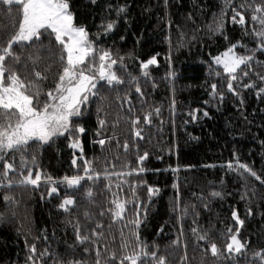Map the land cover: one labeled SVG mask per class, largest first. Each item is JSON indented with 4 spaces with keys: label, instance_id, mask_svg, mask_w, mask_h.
Masks as SVG:
<instances>
[{
    "label": "trees",
    "instance_id": "16d2710c",
    "mask_svg": "<svg viewBox=\"0 0 264 264\" xmlns=\"http://www.w3.org/2000/svg\"><path fill=\"white\" fill-rule=\"evenodd\" d=\"M259 2L97 0L92 4L90 0H70L75 22L87 25L90 34L100 31L98 25L102 18H117L114 10L117 5L127 4V19L121 17L112 33L99 38L90 35L98 48L111 49L113 59L124 58V67L113 66L123 83L101 87L99 95L88 105L90 111L76 121L86 129L80 135L83 158L80 149L69 147L67 136H61L47 144L30 142L25 150L28 166L33 167L31 156L34 155L35 167L59 178L77 174V169L82 173L83 161L87 159L92 161L94 171L102 174L105 171L124 172L126 175L123 180L115 175L110 180L101 175L99 180L83 181L76 189L57 184L59 191L51 196L47 189L52 185L43 182L38 187L0 185V213L3 214L0 217V264H28L29 247L33 243H36L38 253L47 249L46 264L69 260L95 264L96 247L101 250L100 264H105L109 251L120 255L122 244L128 243V251L133 250L134 231L139 233L140 241L148 245L149 251L154 250V245L158 246V256H166L168 264H246L243 257L234 262L226 258L227 253L213 257L210 251H202L192 232L193 228L199 233L209 232L210 239L223 249L224 234L228 228L235 231L233 209L244 221L239 236L248 244V264H254L251 253L264 248V186L248 175L241 176L235 168L229 170L227 162L238 158L264 177V95L257 96L255 88L241 89L234 85L243 98L241 104V97H234L226 89L227 73H223L222 66L214 65L211 58L237 41L240 44L235 51L239 55H246L247 50L256 47L251 30L254 27L258 30L259 25L251 21V12L244 9L246 25L241 26L233 23L231 9L241 10V4ZM15 18V8L11 16L0 10V47L5 46L7 38L13 34ZM220 19L224 24L222 32L213 31ZM120 36L124 40H120ZM41 43L43 50L35 42L14 43L13 51L19 54L20 61L7 57L5 64L22 78L40 84L46 92L54 86L62 65L60 47L54 36L45 33ZM30 54L39 59L33 63L29 60ZM153 55H156L157 63L148 67L149 74L145 76L140 61ZM256 60L261 63L258 65L253 61L249 76L242 83L251 79L260 86L256 73L264 75V54L259 50ZM241 69L248 70L244 66ZM34 70L43 73L47 79L37 80ZM169 72L175 75L170 76ZM216 72H221L222 76L218 77ZM213 83L218 85V91L225 92L222 102L210 96ZM137 84L143 95L136 92ZM98 106L103 109L102 116L107 113L104 118L108 121L99 137L96 135ZM156 108L160 109L159 115L153 111ZM195 109L199 110L198 119L192 120L190 113ZM204 110L209 113L207 117L203 115ZM149 111H153L152 123L148 125L141 121L138 125L141 137H135L130 118L142 117ZM105 136L112 139L101 146L97 141ZM125 141L129 145L127 150L123 147ZM144 151L149 153L143 163L146 171L128 176V171L137 167V156ZM74 154L76 166L71 164ZM16 159L19 169V154ZM177 166L178 170L173 171ZM9 178L20 179L19 172L11 173ZM141 180L147 183L141 185ZM133 181L136 182L134 197ZM109 183L111 189H106L105 185ZM149 184L159 188L150 198ZM88 187L92 188L91 199L85 195ZM213 190L221 192L222 196H212ZM114 193L117 198L127 200L122 219L112 220L107 211L112 207L110 201ZM5 194L18 203L5 202ZM66 195L72 196L75 203L61 209L58 205ZM137 203L141 205L139 209ZM249 208L251 214L247 211ZM101 209H104L103 215ZM86 211L91 214L90 218L85 217ZM137 211L141 224L134 228L130 221ZM77 223L82 235H90L93 228L103 233L97 245L76 241ZM98 223L103 227L98 228ZM181 230L183 235H180ZM178 236L181 244L174 246L172 241ZM185 244L187 262L181 260ZM204 247L207 248L206 243ZM85 248L90 251L84 252ZM108 264H118V261ZM144 264H151V260Z\"/></svg>",
    "mask_w": 264,
    "mask_h": 264
},
{
    "label": "snow or ice",
    "instance_id": "6c2138e0",
    "mask_svg": "<svg viewBox=\"0 0 264 264\" xmlns=\"http://www.w3.org/2000/svg\"><path fill=\"white\" fill-rule=\"evenodd\" d=\"M167 2V0H165ZM232 0H226V3H231ZM90 3L96 4L97 0H90ZM111 7V6H110ZM17 10V18L13 21L14 31L6 40V44L0 47V185L5 187L12 186H34L38 187L42 182L48 185V194L51 196L53 193L59 191L57 184H65L68 189H76L78 186H82L83 181H96L99 180L101 175L105 179L111 178L112 175L117 176L123 180L126 173L116 172L110 173L105 171L103 174L94 171L92 168V161L84 159L82 173L77 169V174L67 175L56 178L50 174H44L39 167H35L36 157L31 156L33 167L28 166V156L25 155V150L30 142H39L41 144L51 143L55 138L61 136H67L69 140V147L73 149H80V156L83 158V147L80 139V135L86 132L83 124L76 121L81 120L85 113L90 111L88 105L93 98L99 95V90L104 86H115L122 84L120 76L113 71V66L119 64L124 67V58L118 57L113 59L112 51L110 48H98L90 35L97 38L101 36H107L112 33L117 27L118 20L123 17L127 19V4H119L116 6L115 13L116 19H104L102 18L98 28L100 31L90 34L85 24H77L75 22V13L72 11L70 0H0V10L11 16L13 9ZM237 8H232L233 15L231 17L233 23H238L241 26L246 25V17L244 9L251 12L250 19L254 23H258L259 29L252 28L251 33L256 41V47L251 48L246 55H239L235 51L240 41L230 44L219 55L213 56L211 59L216 66H222L223 73H227V91L234 97H241V93L237 91L239 86L241 89H256V95H264V75L256 73L260 81V86H257L256 82L249 79L247 83L241 81L249 76L253 61L259 65L261 62L256 60L257 51L264 54V0H260L255 4H241ZM224 13H221L223 16ZM224 28L223 20L220 19L212 28L213 31L222 32ZM47 33L50 37L54 36L56 44L60 47L59 60L61 61L62 71L58 73V78L54 80V86L49 88L46 92L40 84L33 80H26L22 78L15 70H9L5 64L7 57H11L16 62L20 61L18 53L13 51V45L23 42H35L40 44V49L43 50V44L41 43L43 35ZM247 31L245 35H247ZM226 40L227 36L224 37ZM120 40H124L123 36H120ZM39 59L38 56L33 57L29 55V60L35 63ZM98 59V63H97ZM157 63L156 55L149 57L147 60L140 61V68L144 70V75L147 76V71L150 65ZM241 66H244L243 70ZM210 71L212 70V64L209 65ZM168 75H175L169 72ZM218 77L222 76L221 72H216ZM34 76L37 80H46L47 77L40 71L34 70ZM135 80V77L132 78ZM210 96L212 99H219L222 102L225 99V92L218 91V85L216 83L211 84ZM136 92L143 95L139 85L136 86ZM43 97V99H42ZM119 98V97H118ZM101 100L104 98L101 97ZM130 97L128 100L130 101ZM207 104L208 101H205ZM240 103H243L241 97ZM175 106V100L172 102V107ZM103 109L97 107V129L96 135L99 137L101 132L107 127L108 121L101 115ZM132 111V109H129ZM155 115H159L160 109L153 110ZM153 111L144 112L143 116L135 115L130 118L133 133L135 137H141V128L138 125L141 121L144 124L150 125L152 123ZM195 109L190 113L191 119H198ZM203 115L207 117L209 115L207 110L203 111ZM112 137H102L98 139V143L103 146L106 141H110ZM127 150L129 145L125 141L123 145ZM17 154H19V169H17ZM149 153L144 151L142 155L137 156V167L131 168L127 175L131 176L133 173H143L146 169L143 167V163L146 161ZM72 166H76L77 157L74 154ZM185 167H191L186 165ZM179 166L173 171L178 170ZM227 168L233 170L235 168L240 172L241 176L248 175L258 181L264 186V177L259 175L253 167L247 163H242L238 158L236 161H228ZM19 172L20 179L13 180L9 176L13 172ZM26 173V174H25ZM124 183L129 181L124 180ZM146 181H139V184L144 185ZM176 187V185H173ZM119 188L120 185L118 184ZM106 189H111V183L105 185ZM131 188L133 197L135 196L136 182H131ZM159 191L158 187L153 185H147V192L149 198L155 195ZM92 188L88 187L85 191V195L91 199ZM214 197L222 196L219 191L213 190L211 193ZM4 200L7 203H18L8 194L4 195ZM75 200L72 196L66 195L61 203L58 205L61 209H67L68 206L73 205ZM126 199H119L116 194H113V199L110 201L112 207H109L107 211L111 215L112 220L122 219L126 211ZM141 205L136 204V208L139 209ZM186 211V209H185ZM248 213H252V209H247ZM101 215L104 214V209H101ZM14 215V213H13ZM232 217L235 220V231L232 228H228L224 234L226 237V243L223 245V249L218 246L215 240H211L209 232L205 231L199 233L198 229L193 228L192 232L197 236V246L202 251H210L213 257H219L227 253V259L231 261H237L239 257L245 259L248 264L247 258V241L240 239L239 233L244 221L238 215L236 209L231 212ZM91 214L85 212V217L90 218ZM0 217L3 214L0 213ZM130 223L134 228H139L141 224L140 213L136 212L135 217ZM98 228H102L103 225L98 223ZM135 236V247L132 251H128V243L121 245L120 255L117 256L116 251H109L108 257L105 259V264L109 261H118V264H144L145 261L151 260V264H168L167 258L164 255L157 254L158 246H153L154 250L149 251L148 245L141 242L139 239V233L133 232ZM180 235H183L181 230ZM76 241L81 244L85 242H91L93 246L97 245L103 233L98 232L95 228L91 229L90 235L85 233L81 234L79 224L75 225ZM95 238V239H94ZM204 242V243H201ZM207 244V248L204 244ZM174 246L181 244L179 236L172 241ZM185 252L181 256V260L187 262V245H184ZM107 250V245H104ZM90 249L85 248L84 252H89ZM30 255L27 258L28 264H46L44 257L48 255L47 249L37 252V245L33 243L29 247ZM96 260L95 264H100L101 250L99 247L95 248ZM255 258L254 264H264V248H260L251 253ZM56 264H83L82 261L69 260L63 262H56Z\"/></svg>",
    "mask_w": 264,
    "mask_h": 264
},
{
    "label": "rangeland",
    "instance_id": "374dc122",
    "mask_svg": "<svg viewBox=\"0 0 264 264\" xmlns=\"http://www.w3.org/2000/svg\"><path fill=\"white\" fill-rule=\"evenodd\" d=\"M223 51H224V50H223ZM223 51H222V52H223ZM218 55H219V54H218Z\"/></svg>",
    "mask_w": 264,
    "mask_h": 264
}]
</instances>
